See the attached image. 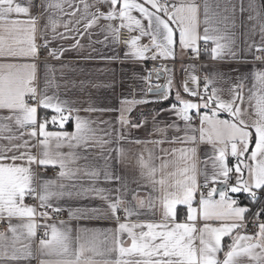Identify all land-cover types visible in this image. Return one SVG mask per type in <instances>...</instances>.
I'll return each instance as SVG.
<instances>
[{
    "label": "snow or ice",
    "instance_id": "6c2138e0",
    "mask_svg": "<svg viewBox=\"0 0 264 264\" xmlns=\"http://www.w3.org/2000/svg\"><path fill=\"white\" fill-rule=\"evenodd\" d=\"M246 11L248 21L259 25L262 41L237 52L229 30L237 26V13L243 16ZM63 16L68 19L61 20ZM60 27L63 32L58 31ZM96 28L113 45L121 42V31L126 30L125 57L140 62L141 67L148 60L174 61L177 48L197 59L203 48L213 60L228 57L241 63L245 60L242 53L264 52V2L248 0L245 6L244 0H238V5L233 0L215 5L208 0L202 4L196 0H28L27 4L0 0V31L4 33L0 35V113H7L0 115V140L7 141V146L0 144V221L7 222V231L0 232V264H28L35 258L32 244L39 227L51 229L50 234L44 231L38 243L41 256L58 258L54 264H264V68H253L236 82L223 74H209L201 87L193 66L191 71L185 69V79L175 84L174 92L171 75L165 85L153 88L151 71L148 76L133 71L131 79L143 96L120 101L116 129L110 121L92 119L93 113L115 109L97 107L90 94L87 98L75 94L87 86L114 89V83L86 85L81 81L77 85L71 78L61 83L57 72L63 79L68 65L57 68L48 62V58L61 61L66 52L82 49L81 40ZM144 38L147 44L141 43ZM69 40L74 43L64 47L61 42ZM57 43L59 47L54 46ZM41 56L45 59L38 64ZM254 59L264 62L261 55L254 54ZM164 71L172 72L167 66ZM162 75L156 72L158 79ZM249 79L253 83L246 95ZM218 83L228 87H218ZM149 95L158 99L149 100ZM150 103L162 107L149 114L152 128L148 131V116L141 115L133 123L129 114L133 106ZM164 113L174 119L161 120ZM141 128L161 138L142 141L131 136L133 129ZM121 141L155 147L184 145L170 150L161 147L159 168L152 164L151 149H146L147 159L143 153L138 156L140 175L158 196L149 193L145 197L139 186L133 189L114 171L113 160L125 163ZM201 145L210 146L204 169L196 163ZM169 167L174 170L166 171ZM50 168L57 171L55 179L38 174ZM101 182L114 187H100ZM65 198L100 201V207L76 212L81 218L112 220L116 227L83 238L78 235V247L72 250L67 230L37 223V218H51L48 209L62 211L52 202ZM29 199L37 204L26 203ZM157 212L158 221L141 219ZM180 212L183 222L178 219ZM249 225L254 232H249ZM109 237L111 246H107ZM40 264L53 262L41 259Z\"/></svg>",
    "mask_w": 264,
    "mask_h": 264
},
{
    "label": "crops",
    "instance_id": "0c3cea01",
    "mask_svg": "<svg viewBox=\"0 0 264 264\" xmlns=\"http://www.w3.org/2000/svg\"><path fill=\"white\" fill-rule=\"evenodd\" d=\"M18 3L27 4L28 0H16ZM91 2V0H89ZM175 2L179 3L180 0H175ZM198 4H202L203 0H196ZM233 2H236L238 5V0H233ZM258 3L264 2V0H257ZM208 3L210 5H215L216 3L223 4L224 0H208ZM245 6H247L248 0H244ZM69 11H71L69 9ZM34 14V12H33ZM133 15L138 16V13H133ZM248 13L247 11L241 16L239 12L237 13L236 18V27L234 29L229 30V34L232 35V38L234 39L235 43L233 45L234 49L237 50V52H240L242 49H247L249 45H260L262 41V36L260 32L259 25L254 21H248L247 19ZM21 19H24V17H20ZM201 21L203 20L202 15V9H201ZM61 20L66 21L68 19L67 16L60 17ZM243 21V23H241ZM114 24H118L119 21L113 22ZM147 22L145 21V24ZM203 23H201L200 26V33H203ZM81 31H83V25H80ZM59 32H63V27H60L58 29ZM4 33L0 31V35H3ZM137 33H132V35H136ZM98 41H105L104 35L100 33L99 28L93 29L91 36L85 35L84 38L81 40V44L83 45V48L80 50H71L69 52H66L64 57L61 61L52 60L51 58H48V62L56 65L57 68H59L60 64H66L68 67L64 70L65 76L63 79L60 78L59 72H57V78L60 80L61 83H63L64 79L71 78L76 82L77 85L80 84L81 81L85 82L86 85H90L92 83H114L115 88H93L90 86H87L84 91H79V89L76 90V95L83 96L84 98H87V96L90 94L92 98L97 102L96 106L100 108H112L115 109L113 111H108L104 113H93L92 119L96 120H102V121H110L112 126L116 129L119 128V125L117 124V119L120 116L119 109L121 108L120 101L124 98H127L129 100L132 99H140L142 98L143 94L139 91L138 87H136V82L131 79L133 71L137 72L140 75L146 76L147 74V67L144 64L143 67H141L140 62H135L133 59L129 56L128 58L125 57V53L128 51L126 46L120 47V45H113L111 43V38H109L108 41H105L103 43ZM37 43H40L39 38L37 39ZM63 43L64 47H70L74 41L69 40L67 42H61ZM142 44H147L148 39L144 38L141 41ZM203 42L201 41V45ZM54 46L59 47L60 43L55 44ZM254 52V50H253ZM245 56L244 62L237 63L232 59H229L228 57H225L224 60H213L210 58L208 53H205L203 51V48H201V54L200 58H194L190 52L184 53L181 52L177 48V56L176 59L173 61L172 59L169 60H161V61H168L170 63H166L164 66H167L168 69H171L172 72H165L164 69L162 71L163 75L159 78L160 84L165 85L168 81L169 75H171L174 79V87L173 92L175 91V84L176 83H182L185 79V69L191 71L192 67L195 68V74L197 75V65L195 64H188L187 61H198L201 60L202 63V72L205 76L211 74L213 76H216L217 74H223L226 78L230 77L232 82H236L237 77L244 74L247 75L251 72L253 68L256 69H262L264 68V63H257L254 61V54L253 53H242ZM93 57V59L85 60L83 57L87 56ZM110 57H115V59H108ZM160 60V59H158ZM44 61V60H43ZM43 61H40L37 63L40 64ZM149 61V60H148ZM253 81L251 79L246 80V95H247V88H250ZM129 84H132L133 87H128ZM189 87H192L193 85L189 81L188 83ZM218 87L227 88V83H218ZM61 92L63 94V89H61ZM71 95L72 93H68ZM224 98H227V93H223ZM149 100H155L158 99V97L155 96H147L146 97ZM168 102V101H164ZM158 104H144V105H135L132 107V111L129 114V119L136 123L137 120L141 117V115H145L149 117L148 124L146 125V128L148 131L152 128L151 123V117L150 113L154 111L155 106ZM7 113H0V115H6ZM81 115H85L84 113H81ZM221 118H226L224 114H221ZM161 120L170 122L174 117H170L167 113H164L161 117ZM197 125L199 124V121H196ZM105 125L101 124L100 127L103 128ZM163 126V125H162ZM13 131H16L15 125H12ZM69 131H72V128H68ZM148 131H146L144 128L141 129H133L131 136L134 138H138L142 141L144 140H153V139H160L159 136H150L148 134ZM169 136L174 135V133L169 132ZM179 135H183V133H180ZM0 144H3L7 146L6 140H0ZM120 147H122L125 150V163L120 164L117 163L115 160L112 161L114 165V171L122 176L126 182L130 184V186L135 189L138 186L141 189V194L145 197L147 194H151L152 196H158L159 192H153L152 188L150 187L149 183L143 179L140 175V169L137 165V158L138 156L143 153L145 159L148 158V151L146 149H151L154 158L152 160V164L156 166L157 168L161 165V159L160 157L163 155L160 151V148L170 150L172 148H181L184 147V145L181 144H168L165 143L159 147H155L152 144H129L124 141L120 142ZM113 148L116 147L115 144L112 145ZM200 151H198L197 154V168L198 169H204L205 164L204 161L207 159L206 152H210V146H200ZM65 152L68 151V149H64ZM113 156H115V152L112 153ZM166 159H173V157L168 156ZM230 163H234L231 157H229ZM102 163V161H101ZM35 170V166H34ZM52 170L56 169H48L47 171L40 170L39 175L46 178V179H55L57 176V171L55 173L52 172ZM174 169L169 167L166 171H173ZM207 170L211 172V162H208ZM157 180L160 179V173L159 171L156 174L155 177ZM198 181H202V176L197 177ZM138 182V183H137ZM100 187H114V185H105L103 182L100 183ZM26 203L29 204H37L36 201L33 200H27ZM54 205L59 204L62 207V211L58 212L64 217L60 220H52L53 212L51 209H48L50 219L47 221L37 218V223L40 225L47 224V225H55L57 229L64 231L67 230L71 237V249L75 250L78 247V244L76 242V238L79 235L81 238H83L85 235L91 236L93 231H103V232H109L110 230L114 229L116 227L115 222L112 220L104 219V218H81L80 214L76 212V209H84L85 207H100L101 202L98 200H89V199H63L60 201H53ZM182 207V206H178ZM40 209H38L39 211ZM72 212L73 215H69V213ZM89 215H91L89 213ZM121 216L123 217V213H121ZM136 218L133 217V220ZM141 219H154L158 221L160 219L159 212L153 217H141ZM180 222H183L184 220V213L180 212V215L178 217ZM14 224L18 223V221H13ZM38 229H41L43 231H48L49 234L51 232V229H45L43 227H39ZM37 229V231H38ZM85 230H87V233H85ZM39 238L38 235L34 239L32 244V250L35 253V258L31 259L28 264H40L41 259L45 261H52L54 262L58 259L56 256H41L39 252ZM103 239V237H101ZM126 239V237H125ZM107 246H111V238L109 237V243ZM111 258L115 259L116 254L112 253ZM97 260L103 259V257H96ZM132 259H135L133 257Z\"/></svg>",
    "mask_w": 264,
    "mask_h": 264
},
{
    "label": "built area",
    "instance_id": "2783aa9c",
    "mask_svg": "<svg viewBox=\"0 0 264 264\" xmlns=\"http://www.w3.org/2000/svg\"><path fill=\"white\" fill-rule=\"evenodd\" d=\"M127 36H128L127 31L126 30H122L121 31V37H120L121 42L119 43L120 47L125 46V44L123 43V41L127 38ZM255 55L264 56V52L255 53ZM44 59H45V57L44 56H41L40 57V60L38 62L43 61ZM254 61L257 62V63H264L262 61H257L255 59H254ZM166 63H170V62H168V61H161V60H156V61L149 60V61H147L145 63V65L147 67V74H146V76H148L149 71H151V73H152L151 76H149V80H150L153 88H155L156 84H160V81H159V79L156 76V72L157 71L162 72L163 69H164V65ZM187 63L188 64H195V65H197V76L199 77V81H200V84H201V87H202L203 86V83H204V79H205V75L202 72V63L203 62L201 60H198V61H187ZM52 172L55 173L56 170H52ZM63 217H64V215H62L60 213H54L53 212V215H52V218L51 219L52 220H60ZM6 231H7V222L6 221H0V232H6ZM254 231H255V229H253L251 227V225H249V232L251 233V232H254ZM43 233H44L43 230L38 229V231H37L38 237H40V238L43 237Z\"/></svg>",
    "mask_w": 264,
    "mask_h": 264
},
{
    "label": "trees",
    "instance_id": "16d2710c",
    "mask_svg": "<svg viewBox=\"0 0 264 264\" xmlns=\"http://www.w3.org/2000/svg\"><path fill=\"white\" fill-rule=\"evenodd\" d=\"M163 103H164V105H166L168 102H163ZM160 107H162V105L158 104V105L155 106L154 110H157V109H159ZM245 202H246V201H245Z\"/></svg>",
    "mask_w": 264,
    "mask_h": 264
}]
</instances>
